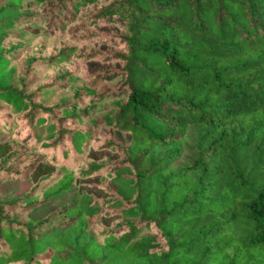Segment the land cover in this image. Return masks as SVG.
I'll list each match as a JSON object with an SVG mask.
<instances>
[{
    "label": "trees",
    "instance_id": "obj_1",
    "mask_svg": "<svg viewBox=\"0 0 264 264\" xmlns=\"http://www.w3.org/2000/svg\"><path fill=\"white\" fill-rule=\"evenodd\" d=\"M0 146V264H264V0H0Z\"/></svg>",
    "mask_w": 264,
    "mask_h": 264
},
{
    "label": "rangeland",
    "instance_id": "obj_2",
    "mask_svg": "<svg viewBox=\"0 0 264 264\" xmlns=\"http://www.w3.org/2000/svg\"><path fill=\"white\" fill-rule=\"evenodd\" d=\"M4 148L0 146V156L3 154ZM194 155L192 152H184L183 155L177 162L176 165H184L187 163V160L191 158ZM29 182L22 181V182H13V181H3L0 182V197L7 194V193H14L17 196L23 195L28 189H29ZM71 194H67L61 199L55 201L53 204L49 205L48 207L40 210V211H34L32 217H40L45 214H47L50 210L55 209L57 206L61 205L65 201H67L69 198H71Z\"/></svg>",
    "mask_w": 264,
    "mask_h": 264
}]
</instances>
